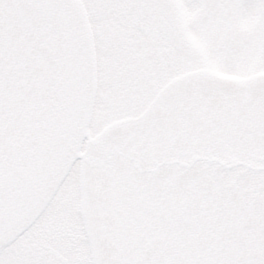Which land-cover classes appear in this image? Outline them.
Listing matches in <instances>:
<instances>
[{
    "label": "rangeland",
    "instance_id": "rangeland-1",
    "mask_svg": "<svg viewBox=\"0 0 264 264\" xmlns=\"http://www.w3.org/2000/svg\"><path fill=\"white\" fill-rule=\"evenodd\" d=\"M75 1L90 37L85 116L98 141L90 142L88 155L98 161L65 187L54 210L41 198L0 235V244L39 217L21 259L51 260L59 256L46 249L54 248L73 264H84L90 252L102 264L139 248L150 233L175 255L215 246L216 233L245 214V226L254 227L253 207L264 203L258 139H264V69L256 66L264 54V6L245 8V0ZM138 16L163 18L161 36L134 31ZM66 38L61 23L33 8L13 14L0 31V137L6 141L0 151L6 148L8 182L29 168L42 121L62 112ZM217 39L229 42L228 57L240 70L207 58ZM193 155L219 160L220 167L202 171ZM182 206L190 222L181 220L177 231L173 212Z\"/></svg>",
    "mask_w": 264,
    "mask_h": 264
},
{
    "label": "snow or ice",
    "instance_id": "snow-or-ice-1",
    "mask_svg": "<svg viewBox=\"0 0 264 264\" xmlns=\"http://www.w3.org/2000/svg\"><path fill=\"white\" fill-rule=\"evenodd\" d=\"M41 0H0V31L7 28L13 14L28 11L34 8ZM128 0H109L113 6L126 4ZM258 0H245L243 7H262ZM264 32V21L259 25ZM230 44L227 40L217 39L209 45L208 59L215 61L218 65L228 67L232 70H240L241 65L228 57ZM192 60L200 59L196 53H191ZM258 68L264 69V54L258 57ZM89 125L81 122L72 131L71 147H67L62 153V166L57 172L59 183H55V177L49 173V159L58 149L65 147L67 141L62 138L61 130L53 126L48 120L41 123L38 135L33 142L34 155L29 161V171L22 172L19 180L22 185H27L41 198L46 199L48 207L54 210L56 203L62 197L67 185L76 183L82 171L88 166V154L91 149ZM259 139L261 146H264V139ZM6 141L0 137V145ZM195 153V150H193ZM193 165L202 171L211 172L220 167L219 160L197 159ZM191 163V161H189ZM181 171H185L180 165ZM55 186L53 187V185ZM8 199V160L6 148L0 151V205L7 203ZM182 208L173 212V219L176 220V229L180 231ZM255 215L254 227H246L247 214L240 217L238 221L228 225L223 233H216L218 241L215 246L205 245L193 247L188 251L175 255L169 254L167 250L161 249L156 244L155 234L150 233L141 246L133 249L121 258H110L102 264H264V203L257 202L253 207ZM39 220L29 224L18 231L14 240L0 244V264H73L71 260H64L43 256L39 261L26 262L23 256L25 242L29 239L28 234L33 225ZM16 244L13 248L12 245ZM84 264H97L94 256L89 253V259Z\"/></svg>",
    "mask_w": 264,
    "mask_h": 264
},
{
    "label": "flooded vegetation",
    "instance_id": "flooded-vegetation-1",
    "mask_svg": "<svg viewBox=\"0 0 264 264\" xmlns=\"http://www.w3.org/2000/svg\"><path fill=\"white\" fill-rule=\"evenodd\" d=\"M37 10L40 14H42L43 16H47V20H50L52 22L56 21L59 22L61 24H64L70 28H73L74 30L77 27L76 21H75V17H74V13L73 11L76 9V5L74 0H52L51 4H49L47 1L41 0L40 3H38L37 5ZM136 18H141L143 21H146L144 16H139ZM150 24L152 33L155 34V36L160 37L162 34V30H163V26H164V21L163 18L158 17V18H153L147 21ZM134 32V31H133ZM74 59H76V57H74ZM20 181V180H19ZM18 186V192L20 193V195L15 194L12 198H18L22 201H20V208L17 207V205L14 207L16 209V211H13V213H10L8 215V219H18L20 217H22V215L26 212L27 207L30 206V203H32L33 200H25L23 197V194L21 192H23L25 190L24 186L22 184H17ZM11 187H13V183H10V191H11ZM183 212H182V217H186V210H185V206H182ZM73 250H79L78 248L74 247L71 248ZM47 251L49 250V252L53 255L58 256L59 253L57 250L53 249V248H48L46 249ZM59 258L64 259L63 256H59Z\"/></svg>",
    "mask_w": 264,
    "mask_h": 264
},
{
    "label": "trees",
    "instance_id": "trees-1",
    "mask_svg": "<svg viewBox=\"0 0 264 264\" xmlns=\"http://www.w3.org/2000/svg\"><path fill=\"white\" fill-rule=\"evenodd\" d=\"M84 46L80 43H74V41H72V38H71L67 43V53L69 55H72V54L78 53V52L86 54L87 49ZM86 61H87V58H84V59H82L76 63L77 67L79 68V71L83 70L84 67H86ZM73 77H74L73 72H71L70 74L68 73V75L65 76V82L63 84V86L65 87V92L63 93L61 102H62V104L64 103L63 106L65 107V109L66 110L68 109V113L71 112V108H72L71 102H70L72 97H71V93H70L69 84L72 82ZM61 89H62V87L60 88V90ZM2 221L3 220L0 218V225H1Z\"/></svg>",
    "mask_w": 264,
    "mask_h": 264
},
{
    "label": "water",
    "instance_id": "water-1",
    "mask_svg": "<svg viewBox=\"0 0 264 264\" xmlns=\"http://www.w3.org/2000/svg\"><path fill=\"white\" fill-rule=\"evenodd\" d=\"M134 26H135V28H138V29L142 30L144 33H149V28H148L147 24L141 22L140 20L135 21L134 22ZM61 134H62V131H61ZM65 136L66 135L62 134V138L67 141V145L65 147L58 148L55 151V153H57V155L60 156V157L62 156V153L66 150V148L69 146V144L71 143V140H67V139L64 138ZM88 160H90L89 156H88Z\"/></svg>",
    "mask_w": 264,
    "mask_h": 264
}]
</instances>
